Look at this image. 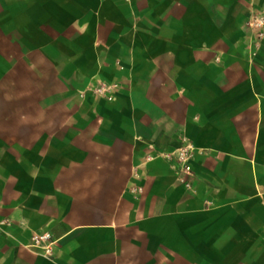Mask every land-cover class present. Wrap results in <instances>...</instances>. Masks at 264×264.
I'll return each instance as SVG.
<instances>
[{
	"label": "crops",
	"instance_id": "crops-1",
	"mask_svg": "<svg viewBox=\"0 0 264 264\" xmlns=\"http://www.w3.org/2000/svg\"><path fill=\"white\" fill-rule=\"evenodd\" d=\"M261 10L0 0V264H264Z\"/></svg>",
	"mask_w": 264,
	"mask_h": 264
},
{
	"label": "built area",
	"instance_id": "built-area-1",
	"mask_svg": "<svg viewBox=\"0 0 264 264\" xmlns=\"http://www.w3.org/2000/svg\"><path fill=\"white\" fill-rule=\"evenodd\" d=\"M103 94L106 93L105 88L100 89ZM110 100L112 99L111 97L109 98ZM191 147H184L181 148L173 153H170L166 155V157L169 160H173L176 158V160L179 161V165L181 167V172L186 174L187 176H191L193 171L190 165L191 162ZM10 226V223L8 220L3 219L0 220V239H2L4 236H6V231L7 228ZM54 240H52V236L49 233H34L31 237V242L27 246L28 248L32 249H38L43 252V255L46 256L47 258H53L54 257Z\"/></svg>",
	"mask_w": 264,
	"mask_h": 264
},
{
	"label": "rangeland",
	"instance_id": "rangeland-1",
	"mask_svg": "<svg viewBox=\"0 0 264 264\" xmlns=\"http://www.w3.org/2000/svg\"><path fill=\"white\" fill-rule=\"evenodd\" d=\"M249 21H250V19H249ZM245 29H246V33H247V37H248L245 47L249 50L251 60H255L259 56V53L264 49V11L261 10V11L256 12L255 17L252 18V20H251V25H248ZM108 92H109L108 93L109 97L104 98V99L111 102L112 100L110 101L109 98L111 96H112L111 98H113L114 92H110V91H108ZM91 93L95 97L102 98L100 96V93L97 91L93 90ZM73 105H74V102L72 101L71 103L68 104L67 109H70V111H73ZM3 111H4V109H3ZM153 116H154L153 112L148 114V117H153ZM181 148H184V147H180V148H178V150ZM171 162L176 164L178 166L177 167L178 171L181 172V167L179 165V161L176 160V158H174ZM181 173H183V172H181ZM52 240H54L53 237H52ZM33 250H37V251L42 252L41 250H38V249H33Z\"/></svg>",
	"mask_w": 264,
	"mask_h": 264
}]
</instances>
